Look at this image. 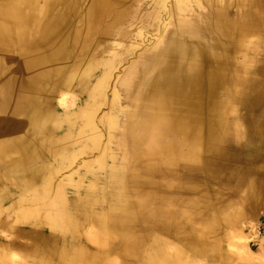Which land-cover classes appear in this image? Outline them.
<instances>
[{
  "label": "rangeland",
  "instance_id": "obj_1",
  "mask_svg": "<svg viewBox=\"0 0 264 264\" xmlns=\"http://www.w3.org/2000/svg\"><path fill=\"white\" fill-rule=\"evenodd\" d=\"M99 1L0 0V19L14 23L10 47H0V264H264V0H125L109 16L89 10ZM49 27L63 30L55 41H46ZM106 74L97 93L91 84ZM171 77L201 78L203 87H188L186 101ZM18 94L24 104L13 114ZM112 99L125 160H103L105 133L93 146L83 138L89 128L71 123L97 121ZM33 117L44 121L35 138L21 126ZM162 119L207 125L173 151L165 142L182 135L166 125L151 161L148 126ZM43 150L60 181L22 187L19 173L5 181L10 170L39 166L26 155ZM91 192L97 202L84 201ZM74 229L79 252L59 261ZM238 233L258 257L234 249Z\"/></svg>",
  "mask_w": 264,
  "mask_h": 264
},
{
  "label": "bare ground",
  "instance_id": "obj_2",
  "mask_svg": "<svg viewBox=\"0 0 264 264\" xmlns=\"http://www.w3.org/2000/svg\"><path fill=\"white\" fill-rule=\"evenodd\" d=\"M57 1V0H56ZM118 1H125V0H100L99 1V3H95V2H92L91 3V5H90V7H89V10L92 12L93 10H95V8H97V11H99L100 13H101V11L102 12H104L106 15H111L112 14V9L114 8V5H116L117 4V2ZM161 3V1L160 0H156L155 1V3L156 4H158V3ZM57 3V2H56ZM59 4V3H58ZM113 6V7H112ZM112 8V9H111ZM114 10V9H113ZM90 12V13H91ZM121 12L122 11H120V12H116V14H117V16L119 15V14H121ZM92 15V14H91ZM95 24V23H94ZM14 25V23H13V21H11V20H4V19H0V47H2V48H8V47H10V44H11V35H10V29H11V27ZM46 31H45V35L44 36H46V41L47 42H49V41H55L56 40V38L57 37H59L60 35H61V33H62V31L63 30H61V28H59V27H57L56 29H54V30H52L51 29V27H49V28H47V29H45ZM196 33V32H195ZM75 37V36H74ZM192 37H195V35L194 36H192ZM74 39V38H73ZM174 40V39H173ZM170 42V41H169ZM174 42V41H173ZM177 42V41H176ZM171 45H172V43H171ZM170 45V46H171ZM174 45V44H173ZM184 46V45H183ZM176 47H178V45L176 46ZM173 48V47H172ZM178 48H180V47H178ZM175 49V48H174ZM186 50V49H185ZM188 51V50H187ZM179 54V53H178ZM182 54V53H181ZM113 63V62H112ZM83 65V64H82ZM112 65L113 64H111L108 68H111L112 67ZM196 66V65H195ZM94 67V66H93ZM198 67V66H197ZM198 71V70H197ZM86 74V73H85ZM108 74H106L104 77H102L101 79H99V80H95L94 81V83H92L91 84V86L93 87L92 89L94 90V91H96L97 93H100L99 91H103V87H104V85H105V80H106V76H107ZM90 79V78H89ZM89 79H87V80H89ZM108 79V78H107ZM171 79H176L175 80V86L176 87H174V88H176V89H174V88H172L173 90H174V92L175 91H184V94L181 96V98L184 100H188L189 98H190V96H189V93H188V91H187V89H188V87H189V89H192V88H194V89H201L203 86L201 85V81H204L203 79H201V78H197L196 77V79H193V80H188L187 78H185V79H180V78H178V77H171ZM205 79V78H204ZM166 80H168V79H166ZM109 81V80H108ZM158 81H160V80H158ZM170 81V80H169ZM88 82V81H87ZM164 82V81H163ZM172 82H173V80H172ZM206 83H207V85H208V89H211L212 87L210 86V84H208V82L207 81H205ZM89 83V82H88ZM168 84V83H167ZM111 85V84H110ZM163 85V84H162ZM23 87L24 88H22V90H27V92L29 91V93L30 94H32L31 96L32 97H36L37 96V94H38V91L37 90H35V89H33V90H35V91H33L32 89H30L29 88V84L28 83H26L25 85H23ZM107 87H108V85H107ZM107 87H106V89H105V87H104V89L105 90H107ZM111 87H112V89H113V91H114V94H116L117 95V90H116V87L115 86H113V85H111ZM171 87H173V86H171ZM167 87H165V89H166ZM160 89H161V87H160ZM210 91V90H209ZM215 91V90H214ZM3 92V91H2ZM160 92V91H159ZM200 92V91H199ZM155 93H158V89H157V92L155 91ZM162 93V92H161ZM176 93H178V92H176ZM50 94V93H49ZM188 94V95H187ZM211 94H213V93H211ZM210 94V95H211ZM156 95V94H155ZM172 95H174V93H171V96ZM200 95V94H199ZM214 95V94H213ZM62 96V95H61ZM158 96V95H157ZM163 96V95H162ZM161 97V96H160ZM166 97V96H165ZM152 98H153V96H152ZM162 98V97H161ZM170 98H172V97H170ZM193 98V97H192ZM1 99V98H0ZM177 99V98H176ZM180 99V98H179ZM191 99V98H190ZM199 99V98H198ZM196 100V101H199V100ZM203 99V98H202ZM15 100L17 101V103H19L18 105H15V107L13 108L14 109V111H13V114H15V113H17V112H19V110L18 109H20L22 106H23V101H24V98L20 95V94H18V97H16L15 98ZM152 100V99H151ZM150 100V101H151ZM167 100V99H166ZM170 100V99H169ZM173 100V99H172ZM2 101V100H1ZM25 101H26V99H25ZM32 101V100H31ZM168 101V100H167ZM178 101V100H177ZM210 101H212L213 102V100H212V98H211V100ZM216 101H217V99H216ZM215 101V102H216ZM63 102V101H62ZM92 102V101H91ZM180 102H182V101H180ZM191 102V101H190ZM190 102H188V103H190ZM195 102V101H194ZM204 102V101H203ZM208 102V101H207ZM92 103H94L93 105L95 106V108H97V105H95L96 103L95 102H92ZM161 103H162V101H161ZM183 104H181V105H185L184 104V102H182ZM196 103V102H195ZM110 110L108 111V112H106V113H104V115H101L99 118H98V120L96 121V119L97 118H95V119H93L91 116H90V114L89 115H84V117L81 115V116H78V117H76V118H74V116H73V118H72V124H77V125H80L81 126V129L83 128V129H87V128H89V130H90V134L89 135H84L83 136V138L84 139H86V142L87 143H89V144H91V145H93V146H96V144H97V140L105 133V137H106V143H105V145H104V147H103V149H102V153L101 154H103L104 153V155L106 156V159H103V160H107V159H110V160H113V161H115L116 159H119V158H121V160H125L126 158V150H125V148H124V146L126 145V143H127V141H126V136H125V134H124V127H123V130H122V132H121V135H120V138L118 139V141H115V135L113 136V133H112V130H113V128L114 127H118V125H116V118H118V115L114 112V108H116V106H117V104L115 103V102H113V99H112V101H110ZM166 104V103H165ZM168 104V103H167ZM198 104V103H197ZM206 104V103H205ZM214 103H212V105H213ZM145 105V104H144ZM148 105V104H147ZM169 105V104H168ZM168 105L166 106V107H168ZM190 105V104H189ZM194 105V104H193ZM215 106H216V104H214ZM217 105H219V104H217ZM161 106V105H160ZM206 106V105H205ZM210 106H211V104H210ZM165 107V108H166ZM184 107H186V106H184ZM188 107V106H187ZM191 107V106H190ZM213 107V106H212ZM211 107V108H212ZM218 107V106H217ZM99 108V107H98ZM97 108V109H98ZM200 108V107H199ZM215 108V107H214ZM214 108H212L213 110H214ZM154 109H155V107H154ZM160 109H162V108H160ZM188 109V108H187ZM192 109V108H191ZM6 110V109H5ZM190 110V109H189ZM206 110V109H205ZM162 111V110H161ZM185 111V110H184ZM187 111V110H186ZM194 111V110H193ZM201 111V110H200ZM204 111V110H203ZM211 111V110H210ZM143 112H144V110L142 111V114H143ZM148 112V111H147ZM196 112V111H195ZM194 112V113H195ZM212 112V111H211ZM158 113V112H157ZM193 113V112H192ZM146 115H147V113H145ZM149 114V113H148ZM196 115V114H195ZM206 115V114H205ZM143 116H145V115H143ZM177 116H178V114H177ZM193 116V115H192ZM3 117H5V116H3ZM7 117V116H6ZM83 117V118H82ZM173 117V116H172ZM175 117V116H174ZM180 117V116H179ZM188 117V116H187ZM194 117V116H193ZM198 117V116H197ZM201 117V116H200ZM206 117V116H205ZM208 117V116H207ZM206 117V118H207ZM215 117V116H214ZM49 118H50V116H49ZM184 118V117H183ZM192 118V117H191ZM202 118V117H201ZM145 119H146V117H145ZM194 119V118H193ZM23 120L25 121H22V124H21V126L24 128V130H25V132H24V134L26 133L27 134V132H30L31 134H32V136L35 138V137H37V136H40L42 133H43V128H44V121L42 120V119H37V118H23ZM186 120V119H185ZM191 120V119H190ZM201 120V119H200ZM209 120V119H208ZM217 120V119H216ZM2 121V120H1ZM174 121V120H173ZM98 122V123H97ZM204 123V122H203ZM4 125V124H3ZM101 125V126H100ZM166 125H169L170 126V128H172L174 131H176V133H175V136L177 137H180V135H182L181 137H182V139L181 138H178V139H180V140H171V141H169V144H168V142H165V143H167L165 146L166 147H168L169 146V149L170 150H174V148H175V143L176 142H178L179 144L178 145H180V144H183L184 142H186L187 141V143H189V139H190V141L191 140H195V135H199V137H200V135H202V132H204L205 131V129H206V123H205V125L204 124H202V127H199V125L198 126H196V127H194V126H190V123L188 122V120L187 121H175V122H172V121H168V120H154L153 122H151L150 123V125L148 126V129H149V131H150V141H149V143H147V146L145 147V149H146V153L148 154V155H150V159H151V161H155V160H159V157H158V153H156V151H154L157 147L159 148V146L161 145V146H163L164 147V145H162V141H161V139L159 140V138L157 139V136L159 135V134H163V129H165L164 127L166 126ZM196 125V124H195ZM145 126V125H144ZM138 127H141V125H138ZM20 127L18 126V128H15L16 130H15V132L19 129ZM2 129V128H1ZM51 129V128H50ZM4 130H5V127H4ZM53 130V129H52ZM66 130V129H65ZM2 131V130H1ZM214 132V131H213ZM51 134V133H50ZM26 136H29L28 134L26 135ZM50 136V135H49ZM147 136H149V135H147ZM188 136V137H187ZM190 136H192V138L190 137ZM12 137V136H11ZM45 137V136H44ZM48 137V136H47ZM51 137V136H50ZM198 137V136H197ZM30 138V137H29ZM146 138H148V137H146ZM16 139V138H15ZM27 139V138H26ZM54 139V138H53ZM148 140V139H147ZM158 140V141H157ZM56 142H57V140H55ZM193 141H191V142H193ZM196 141H197V139H196ZM1 142V141H0ZM5 143V142H4ZM28 143V142H27ZM165 143H163V144H165ZM194 143V142H193ZM202 143V142H201ZM1 144V143H0ZM190 144H192V143H190ZM30 145V144H29ZM44 145V144H43ZM8 147H10V148H13V144L11 143V144H9V145H7ZM50 146V145H49ZM113 146H116L117 148H119L120 149V151L118 152V153H112L111 152V150L113 149ZM161 146H160V148H161ZM189 146H192V145H189ZM194 146H195V144H194ZM194 146H193V148H194ZM15 147V146H14ZM44 147V146H43ZM165 147V148H166ZM179 147V146H178ZM29 148V147H28ZM183 148H186L185 146H183ZM49 149V148H48ZM53 149V148H52ZM164 149V148H163ZM179 149V148H178ZM180 149H182V148H180ZM189 149V148H188ZM187 149V150H188ZM95 150V149H94ZM190 150V149H189ZM21 151V150H20ZM24 152V151H23ZM48 151L47 150H45V153H47ZM51 153V152H50ZM121 154V156H119L120 154ZM190 154H194V153H192V152H189ZM44 150H43V153H42V151H38V152H36L34 155H31V154H29V155H26L27 156V160H25V161H27V162H32V161H40V164H39V166H35V167H33V168H31L30 170H28V171H25L24 173H23V169H19L18 168V170H16V171H14V170H10L8 173L6 172V177H5V181L6 180H10V179H14V175L13 174H16V173H19V179H20V185L22 186V187H27V186H31V185H36V183L37 182H39V179L41 178V182H40V185L39 186H41V185H43V187L44 186H46V185H48V184H51V183H53V182H58V181H60L61 179H60V174H59V172H58V170H57V168L54 166V164L53 163H51V160H49V162H47L48 160H45L44 158ZM6 155V154H5ZM52 155V154H51ZM48 156V157H52V156ZM176 155V154H175ZM182 155V154H181ZM171 156V155H170ZM194 156H197V155H194ZM173 157V156H172ZM187 157H189V156H187ZM22 158V157H21ZM24 158V157H23ZM22 158V159H23ZM100 158H103L102 156L100 157ZM176 158V157H175ZM186 158V157H185ZM12 159V158H11ZM12 161V164L13 165H19V164H22L23 163V161H21V162H18V160H11ZM37 161H36V163H37ZM64 160H62L61 162H63ZM8 162H10V159H9V161ZM26 162V163H27ZM23 165V164H22ZM21 165V166H22ZM116 168V166H114V168L113 169H115ZM117 168H124V165L123 164H121L119 167H117ZM11 172V173H10ZM17 179H18V177H16ZM18 179V180H19ZM2 181H4V180H2ZM1 182V181H0ZM61 182H59L58 184H60ZM43 189H45V188H43ZM57 191V193L59 194V190L57 189L56 190ZM8 194V193H7ZM59 196H61L60 194H59ZM83 196V195H82ZM99 200V195H97L95 192H91V193H88L87 195H85V197H84V201L85 202H88V203H93V202H97ZM93 210V209H92ZM82 213V212H81ZM98 213V212H97ZM44 215H45V217L43 216V219H47L48 220V223H54L56 220L49 214V211L48 210H46V212L44 213ZM82 215H84V214H82ZM68 218V217H67ZM71 222V221H70ZM27 231V230H26ZM4 233V232H3ZM22 233H23V231H22ZM32 234V233H31ZM78 233L76 232V230L74 229L72 232H70V234H69V236L67 237V238H65V240H69V242H70V244H69V246L66 248V250L64 249V248H62V250H60V252H58V257H60L61 256V258L59 259V261L62 259V258H64L65 257V255H67L68 253H72V252H74V253H76V252H79V250H78V248H77V246H76V242L79 240V237H78V235H77ZM0 235H1V233H0ZM235 237H238V239L235 241L236 242V244L234 245L235 246V248L234 249H236V250H239L240 251V253H242V254H244V255H247V256H252V257H258L257 256V254L256 253H253V252H250V249L248 248V247H246L245 246V241L243 240V238L241 237V236H239V233H238V235L237 236H235ZM52 239V238H51ZM92 240V239H91ZM137 241V240H136ZM67 243V242H66ZM122 243V242H121ZM126 243V242H125ZM1 244V243H0ZM120 244V243H119ZM118 244V245H119ZM127 244V243H126ZM133 245H135V244H133ZM4 246V245H3ZM6 246H10V247H14L15 245L13 244V242H12V238L11 239H9L7 242H6ZM128 246V245H127ZM233 246V247H234ZM5 247V246H4ZM129 247V246H128ZM34 249H32V248H29L30 250H34V251H42V250H45V249H47V247H33ZM137 249V248H136ZM5 251L3 252V253H8V251L7 250H10V249H7V248H5L4 249ZM12 251V250H11ZM130 251V250H129ZM134 251H136V250H134ZM1 252V251H0ZM10 253V252H9ZM132 253V252H131ZM133 254V253H132ZM10 255H11V253H10ZM12 257L13 258H16L17 257V255H16V253H14V252H12ZM71 255V254H70ZM136 255V254H135ZM68 256V255H67ZM126 256V255H125ZM130 256H131V254H130ZM49 257H51V255H49ZM37 259V258H36ZM49 259V258H48ZM48 259H45L44 261H46V260H48ZM12 260V259H11ZM24 262V261H23ZM27 262V261H26ZM47 263H50V264H52V263H54V261H46ZM43 263V262H42ZM29 264V263H28ZM33 264H35V262L33 263ZM46 264V263H45Z\"/></svg>",
  "mask_w": 264,
  "mask_h": 264
}]
</instances>
